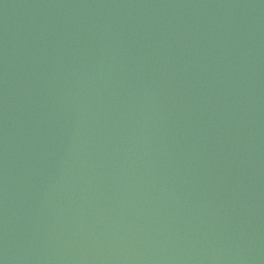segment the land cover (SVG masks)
Returning a JSON list of instances; mask_svg holds the SVG:
<instances>
[{"label": "water", "instance_id": "95a60500", "mask_svg": "<svg viewBox=\"0 0 264 264\" xmlns=\"http://www.w3.org/2000/svg\"><path fill=\"white\" fill-rule=\"evenodd\" d=\"M0 264H264V0H0Z\"/></svg>", "mask_w": 264, "mask_h": 264}]
</instances>
